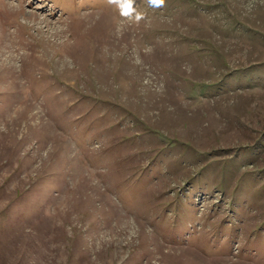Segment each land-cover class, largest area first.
Segmentation results:
<instances>
[{
    "label": "rangeland",
    "instance_id": "rangeland-1",
    "mask_svg": "<svg viewBox=\"0 0 264 264\" xmlns=\"http://www.w3.org/2000/svg\"><path fill=\"white\" fill-rule=\"evenodd\" d=\"M133 8L0 0V264H264V0Z\"/></svg>",
    "mask_w": 264,
    "mask_h": 264
},
{
    "label": "clouds",
    "instance_id": "clouds-1",
    "mask_svg": "<svg viewBox=\"0 0 264 264\" xmlns=\"http://www.w3.org/2000/svg\"><path fill=\"white\" fill-rule=\"evenodd\" d=\"M110 3L116 4L121 9V15L131 17L134 13L133 3L134 0H109ZM150 7L161 8L165 4V0H148ZM137 19L141 17L137 15Z\"/></svg>",
    "mask_w": 264,
    "mask_h": 264
},
{
    "label": "trees",
    "instance_id": "trees-1",
    "mask_svg": "<svg viewBox=\"0 0 264 264\" xmlns=\"http://www.w3.org/2000/svg\"><path fill=\"white\" fill-rule=\"evenodd\" d=\"M217 86V88H214L213 90H214V92H217V90H220V88H219V86H221V85H216ZM247 149V148H246ZM234 230H232L231 232H233Z\"/></svg>",
    "mask_w": 264,
    "mask_h": 264
}]
</instances>
